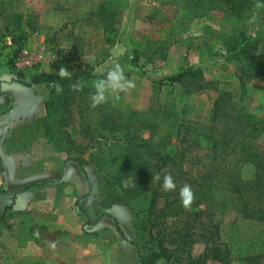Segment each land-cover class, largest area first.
<instances>
[{"label": "rangeland", "instance_id": "1", "mask_svg": "<svg viewBox=\"0 0 264 264\" xmlns=\"http://www.w3.org/2000/svg\"><path fill=\"white\" fill-rule=\"evenodd\" d=\"M248 28L254 46L261 44L264 9L254 7L238 17L223 0H0V87L1 77L30 83L34 74L46 71L61 82L56 74L61 66L74 72L116 62L136 85L119 100L109 98L92 108L89 93L96 76L84 81L80 99L67 109L50 92L48 101L59 108L50 111L46 122L42 118L47 109L37 118L9 122L6 116L7 154L25 150L27 180L34 178L30 172L39 170L46 172L42 178L55 180L34 184L16 198L1 196L7 184L0 167V264H134L136 248L129 241L143 245L147 233L135 215L140 202L138 195L133 197V166L146 159L151 163L150 153L160 142L182 141L188 125H209L221 92L231 93L227 116L219 125L222 131L230 129L241 108L255 118L264 117V76L242 85V64L227 59L226 40ZM93 45L101 48L93 51ZM19 48L37 58L42 55L43 64L25 70L16 58ZM190 68L202 70L207 89L192 85L187 91L162 81ZM104 118L113 122L105 125ZM48 125L52 134L45 130ZM14 157L11 163L16 165ZM69 157L84 160L91 188L86 182L81 191L57 179L59 174L54 177V170L61 171ZM69 164L75 166L68 169L70 176L77 175L79 166ZM239 171L251 177L250 166ZM77 202L92 219L100 218L96 225L88 224ZM220 217L223 240L230 241L239 234L236 213ZM262 249L259 245L253 251ZM203 250V244L194 247V253Z\"/></svg>", "mask_w": 264, "mask_h": 264}, {"label": "trees", "instance_id": "2", "mask_svg": "<svg viewBox=\"0 0 264 264\" xmlns=\"http://www.w3.org/2000/svg\"><path fill=\"white\" fill-rule=\"evenodd\" d=\"M223 1L238 17L247 10L254 9L257 2ZM259 2L264 3V0ZM251 32L249 28L239 31L225 43L227 59L242 64L238 71L242 85L247 80L264 76V38L261 44L254 46L257 42ZM97 48H101V45H93L92 50ZM20 77L23 78V75L20 74ZM95 77L92 69L85 68L74 71L72 80L80 78L84 82ZM17 81L31 86L33 83L54 82L55 76L51 72L41 71L32 76L30 83H25L24 79ZM162 81L181 85L187 91L192 85L200 91L209 87L200 68H190L168 75ZM60 83L63 92L57 93L53 88L51 95H57L62 101L61 107L67 109L70 104L80 99L85 88L82 92H73L70 89L72 81L63 80ZM230 94L221 92L215 100L209 125L202 129L196 123L188 125L182 139L187 145H182L181 140L170 138L154 146L150 153L151 163L146 159L133 166L137 184L133 197L138 195L140 202L135 209V215L138 217L140 229L147 233L143 245L129 241L136 248L134 264H208L209 261L231 264L235 260L263 264L264 249L261 252L253 250L259 245L264 246V117L255 118L241 108L232 117L230 129L222 131L219 125L227 116L225 109L231 105L227 102ZM46 106L47 115L42 118L45 122L50 111L59 108L50 100ZM232 106L235 107V104ZM102 122L107 125L113 121L104 118ZM115 129H119V125ZM45 130L49 134L53 132L50 125ZM180 133L181 128L177 134ZM170 135L171 132L169 137ZM136 139L137 136L134 135L133 140ZM70 161L79 166L91 188L84 160L80 157H69L65 166ZM196 164L200 167L196 168ZM245 165L252 169L250 178H245L239 171ZM0 166L4 171L1 157ZM64 172L65 168L61 176ZM168 173L173 176L177 185L174 192H164L161 188L163 176ZM156 175L161 177L160 181L152 179ZM185 183L191 185L195 193V201L189 209L182 207L179 198V188ZM27 188H4L2 192L16 198L17 193ZM77 205L87 217L88 224L96 225L99 222L100 218L92 219L82 204L77 202ZM228 211L236 213L239 234L226 242L223 240L220 214ZM196 244H203L204 250L194 253Z\"/></svg>", "mask_w": 264, "mask_h": 264}, {"label": "crops", "instance_id": "3", "mask_svg": "<svg viewBox=\"0 0 264 264\" xmlns=\"http://www.w3.org/2000/svg\"><path fill=\"white\" fill-rule=\"evenodd\" d=\"M1 80L2 83L0 87V157L4 165L3 173L5 174L7 184L5 188L15 190L28 187L26 190H31L30 187L34 184L51 182L52 180H55V178H42V175L46 172L39 170L38 172H30L31 174L29 176L34 178L31 180H27V162L24 153L25 150L17 148L13 150L11 154H7V152L5 151V136L7 132H9V124H5L4 120H6V116L9 118V122L11 120L17 121L29 117L37 118L44 116L46 114V104L48 101V96L53 89V87H51V84L56 82V79L54 82L51 83H33L32 86H25L15 81L11 82L8 79H4V77H1ZM14 156H16V165L11 163L13 160L12 157ZM64 168V175L61 176ZM74 168L75 166L72 164H69L67 166L63 165V169L61 171L57 172L56 169L54 170V177L59 174L57 179L71 182L75 185L77 189H81L82 191L84 185L86 184V180L81 170L77 175L70 176L68 169L72 170ZM26 190L24 191L26 192ZM24 191L17 193V196L20 195V193H23ZM1 196L12 197L7 193H2ZM31 264H36V262H33Z\"/></svg>", "mask_w": 264, "mask_h": 264}, {"label": "clouds", "instance_id": "4", "mask_svg": "<svg viewBox=\"0 0 264 264\" xmlns=\"http://www.w3.org/2000/svg\"><path fill=\"white\" fill-rule=\"evenodd\" d=\"M254 7L256 9H264V3L257 0ZM56 74L62 81H72L70 89L73 92H82L86 86L80 78L73 81V72L69 71L64 66H61ZM93 75L97 76V78L92 81V91L89 93L90 107L92 108L107 103L109 98L119 100L120 94L128 93L136 87L135 82L125 74V67L119 62L109 67L98 66L93 70ZM51 87H53L57 93L63 92V86L60 82H54L51 84ZM152 179L160 181L161 177L156 175L152 177ZM161 188L164 192H174L177 190L176 182L170 173L163 176ZM179 198L183 208L189 209L191 207L195 201V193L191 185L185 183L179 188Z\"/></svg>", "mask_w": 264, "mask_h": 264}, {"label": "built area", "instance_id": "5", "mask_svg": "<svg viewBox=\"0 0 264 264\" xmlns=\"http://www.w3.org/2000/svg\"><path fill=\"white\" fill-rule=\"evenodd\" d=\"M16 58L18 64L22 66L25 70L35 69L40 67L43 64L42 55L40 57H34L29 49L19 48L16 52Z\"/></svg>", "mask_w": 264, "mask_h": 264}]
</instances>
